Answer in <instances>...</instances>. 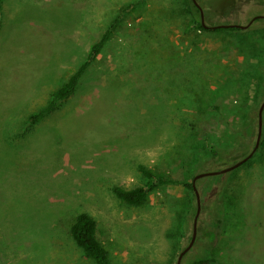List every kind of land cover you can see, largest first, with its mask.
I'll use <instances>...</instances> for the list:
<instances>
[{"label":"rangeland","instance_id":"rangeland-1","mask_svg":"<svg viewBox=\"0 0 264 264\" xmlns=\"http://www.w3.org/2000/svg\"><path fill=\"white\" fill-rule=\"evenodd\" d=\"M197 2L207 25L264 16V0ZM190 20L188 0H3L0 264H96L70 233L83 211L113 264H177L195 194L171 184L134 206L111 187L143 185L140 164L185 182L233 165L255 147L264 101V19L217 32L187 30ZM113 22L76 93L32 123ZM197 187L188 260L264 264V146Z\"/></svg>","mask_w":264,"mask_h":264},{"label":"trees","instance_id":"trees-1","mask_svg":"<svg viewBox=\"0 0 264 264\" xmlns=\"http://www.w3.org/2000/svg\"><path fill=\"white\" fill-rule=\"evenodd\" d=\"M190 5L191 20L188 22L190 29H199L206 31H239L243 28L237 26L220 27V26H205L202 23L201 10L200 7L195 3L194 0H188ZM3 0H0V10L2 8ZM264 18H256L255 21L249 26L252 27L255 23L263 20ZM116 22H113L106 31L101 35V37L91 45V48L81 65L69 76V78L61 84V86L54 90L48 101L44 106H42L36 113L30 116V121L32 123L38 122L40 119L52 114L54 111L58 110L62 103L72 97L86 74L90 66L98 59L103 48L111 40L114 34V28ZM215 109L221 110L220 105H214ZM259 117V113H258ZM206 145L209 147L213 157H217L220 153L216 146L211 142L207 133H205ZM264 146V111H263V135L261 139V144L255 151L258 152L259 149ZM254 153V154H255ZM249 160V159H248ZM245 161L242 164L248 162ZM140 172L145 177L146 181L143 185L127 188L125 186L115 184L111 187L112 192L117 198H119L123 203L142 206L145 205L150 197V194L160 188L171 185V184H184L189 188L194 194L195 190L193 187V182H185L177 180L169 176L165 172L157 171L151 167L140 164L138 166ZM196 197V194H195ZM197 201V197H196ZM98 221L89 212L78 213L71 225L70 233L73 239L76 241L77 245L82 249L83 255L94 261L96 264H113L108 248L101 242L98 237ZM189 252V251H188ZM188 252L184 255L182 259V264H226L221 259L213 256L211 253H206L199 255L193 259L188 260Z\"/></svg>","mask_w":264,"mask_h":264},{"label":"water","instance_id":"water-1","mask_svg":"<svg viewBox=\"0 0 264 264\" xmlns=\"http://www.w3.org/2000/svg\"><path fill=\"white\" fill-rule=\"evenodd\" d=\"M194 1L200 7L202 23L205 26H207L205 19H204V11H203L202 7L198 4L197 0H194ZM256 18H264V16H256L255 18L251 19V21H249L247 24H222V25H217V26H220V27L237 26L239 28H248L255 21ZM263 111H264V101H263V103L259 109L257 141H256L254 149L252 150V152L248 156H246L245 158L241 159L240 161H238V162L234 163L233 165L228 166L226 168H223V169H220L217 171H206V172L198 173L194 177L193 187H194L195 194L197 197V212H196L195 220H194L193 236H192V239H191L189 245L181 251V253L178 257L177 264H182V259H183L184 255L192 248V246L195 242V239H196L198 218H199V215L201 212V196H200L199 189L197 187V180L202 178V177H205V176L229 172V171L239 167L242 163H244L245 161H247L248 159H250L253 156V154L255 153V151L258 149V147L261 144V139H262V135H263Z\"/></svg>","mask_w":264,"mask_h":264}]
</instances>
